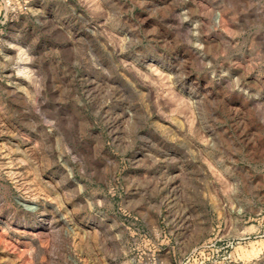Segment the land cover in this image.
Wrapping results in <instances>:
<instances>
[{"label": "rangeland", "instance_id": "374dc122", "mask_svg": "<svg viewBox=\"0 0 264 264\" xmlns=\"http://www.w3.org/2000/svg\"><path fill=\"white\" fill-rule=\"evenodd\" d=\"M0 264H264V0H0Z\"/></svg>", "mask_w": 264, "mask_h": 264}, {"label": "bare ground", "instance_id": "6f19581e", "mask_svg": "<svg viewBox=\"0 0 264 264\" xmlns=\"http://www.w3.org/2000/svg\"><path fill=\"white\" fill-rule=\"evenodd\" d=\"M21 55H23V54H21ZM23 56H25V55H23ZM23 58H24V57H23ZM20 61H22V60H20ZM27 73H28V72H27ZM30 203H31V202H30ZM30 205H31V204H30ZM30 205L28 204L27 206H28L29 208H31L32 210H36V208H37L36 205H34V204L31 205V206H30Z\"/></svg>", "mask_w": 264, "mask_h": 264}]
</instances>
